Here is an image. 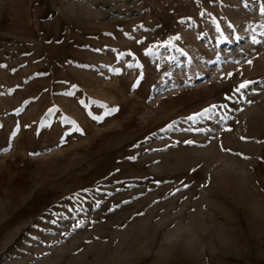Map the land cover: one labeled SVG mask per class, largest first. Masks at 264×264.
<instances>
[{
  "label": "rangeland",
  "instance_id": "obj_1",
  "mask_svg": "<svg viewBox=\"0 0 264 264\" xmlns=\"http://www.w3.org/2000/svg\"><path fill=\"white\" fill-rule=\"evenodd\" d=\"M0 264H264V0H0Z\"/></svg>",
  "mask_w": 264,
  "mask_h": 264
},
{
  "label": "snow or ice",
  "instance_id": "obj_2",
  "mask_svg": "<svg viewBox=\"0 0 264 264\" xmlns=\"http://www.w3.org/2000/svg\"><path fill=\"white\" fill-rule=\"evenodd\" d=\"M248 63H251V61H249ZM251 83H252V82H250V81H249V82H244V83H242L241 85H239V87H238L237 89H235V91H236L237 93H240L242 89H246V88H248L249 85H250ZM228 99H231V98L229 97ZM216 107H217V106L213 105V106H211V108H209V109H205V110H203L201 113L194 114L193 116L188 117L187 119L195 121V120L197 119V117L208 116V115H210V113H211L213 110H215ZM222 107H224V106H222ZM109 111L111 112V111H114V110H113V109H110ZM169 130H171V125L169 126ZM185 143L192 144L193 142H192V141H186ZM186 187H187V186H186ZM80 226H81V225H80L79 222H78L74 227H80Z\"/></svg>",
  "mask_w": 264,
  "mask_h": 264
}]
</instances>
